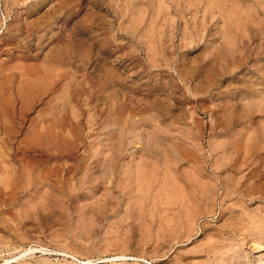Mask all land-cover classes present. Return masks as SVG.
Here are the masks:
<instances>
[{
    "label": "rangeland",
    "instance_id": "1",
    "mask_svg": "<svg viewBox=\"0 0 264 264\" xmlns=\"http://www.w3.org/2000/svg\"><path fill=\"white\" fill-rule=\"evenodd\" d=\"M141 1L0 0V264H264V0Z\"/></svg>",
    "mask_w": 264,
    "mask_h": 264
},
{
    "label": "bare ground",
    "instance_id": "2",
    "mask_svg": "<svg viewBox=\"0 0 264 264\" xmlns=\"http://www.w3.org/2000/svg\"><path fill=\"white\" fill-rule=\"evenodd\" d=\"M134 1H135V0H134ZM139 1H140V0H138V2H139ZM149 1H150V0H149ZM166 1H167V0H166ZM168 1H169V0H168ZM179 1H180V0H179ZM201 1H202V0H201ZM141 2H144V1L142 0ZM159 2H160V0H159ZM177 2H178V0H177ZM192 2H193V1H192ZM199 2H200V1H199ZM185 3H186V2H185ZM200 3H202V2H200ZM203 3H204V2H203ZM206 3H207V2H206ZM135 4H136V2H135ZM196 4H197V3H196ZM196 4H195V5H196ZM200 5H202V4H200ZM200 5H198V6H200ZM205 5H206V4H205ZM185 6H186V5H185ZM192 6H193V5H192ZM190 8L192 9L191 6H190ZM199 8H200V7H199ZM210 8H211V7H210ZM180 9H181V8H180ZM194 9H195V8H194ZM154 10H155V9H154ZM158 10H159V9H158ZM196 10H197V9H196ZM200 10H201V9H200ZM208 10H209V9H208ZM236 10H237V9H236ZM179 11H180V10H179ZM183 11H184V10H183ZM232 11H233V10H232ZM176 12H177V11H176ZM181 12H182V11H181ZM168 13H169V12H168ZM182 13H183V12H182ZM192 13H193V12H192ZM219 13H220V11H219ZM178 14H179V13H178ZM180 14H181V13H180ZM197 14H198V13H197ZM224 15H225V14H224ZM182 16H183V15H181V17H182ZM229 17H230V16H229ZM163 19H164V18H163ZM223 19H224V18H223ZM203 20H204V19H203ZM203 20H202V21H203ZM92 22H93V21H92ZM99 22H100V21H99ZM221 22H222V21H221ZM203 23H204V22H203ZM225 23H226V22H225ZM102 24H103V23H102ZM163 24H164V23H163ZM219 24H220V23H219ZM230 25H231V24H230ZM197 26H198V25H197ZM219 26H220V25H219ZM221 27H222V26H221ZM223 29H224V28H223ZM226 29H227V28H226ZM83 32H84V31H83ZM166 32H167V31H166ZM168 32H169V30H168ZM226 32H227V31H226ZM226 32H225V33H226ZM232 32H233V31H232ZM84 33H85V32H84ZM79 34H80V33H79ZM229 34H230V33H229ZM171 35H172V33H171ZM91 36H92V35H91ZM165 36H166V35H165ZM191 36H192V35H191ZM225 36H226V35H225ZM229 36H232V35H229ZM233 36H234V35H233ZM93 37H94V36H93ZM96 37H98V36H96ZM192 37H193V36H192ZM109 38H110V37H109ZM159 38H160V37H159ZM231 38H232V37H231ZM234 38H235V37H234ZM95 39H96V38H95ZM97 39H100V38H97ZM97 39H96V40H97ZM101 39L103 40V38H101ZM106 39H108V36L106 37ZM115 39H116V38H115ZM226 39H227V38H226ZM76 40H77V39H76ZM92 40H93V39H92ZM102 40H101V41H102ZM112 40H113V39H112ZM84 41H85V40H84ZM103 41H104V40H103ZM110 41H111V40H110ZM113 41H114V40H113ZM167 41H169V40H167ZM172 41H173V40H172ZM98 42H100V40H99ZM105 42H106V41H105ZM105 42H103L104 45H105ZM194 42H195V41H194ZM232 42H233V41H232ZM232 42H231V43H232ZM96 43H97V42H96ZM114 43H115V42H114ZM173 43H174V42H173ZM83 44H84V43H83ZM99 44H100V43H99ZM108 44H109V43H108ZM111 44H113V43H110V45H111ZM117 44H118V43H117ZM229 44H230V43H229ZM236 44H237V43H236ZM124 45H125V44H124ZM173 45H174V44H173ZM106 46H107V44H106ZM108 46H109V45H108ZM111 46H112V45H111ZM113 46H114V45H113ZM113 46H112V47H113ZM120 46H121V45H120ZM175 46H176V45H175ZM215 46H216V45H215ZM232 46H233V45H232ZM97 48H98V47H97ZM99 48H100V47H99ZM103 48H105V47H103ZM171 48H172V46H171ZM92 49H93V48H92ZM106 49H107V48H106ZM115 49H117V47H116ZM168 49H169V48H168ZM101 50H102V49H101ZM107 50H108V49H107ZM147 50H148V49H147ZM89 51H90V50H89ZM104 51H105V50H104ZM104 51H103V52H104ZM113 51H114V50H113ZM113 51H112V52H113ZM80 52H81V51H80ZM82 52H83V51H82ZM94 52H95V51H94ZM105 52H106V51H105ZM112 52H110V53H112ZM68 53H69V52H68ZM68 53H67V54H68ZM96 53H97V52H96ZM99 53H100V52H99ZM101 53H102V52H101ZM106 53H107V52H106ZM114 53H115V52H113L112 54H114ZM97 54H98V53H97ZM104 54H105V53H104ZM147 54H148V53H147ZM63 55H64V54H63ZM93 55H94V54H93ZM132 55H133V54H132ZM137 55H138V54H137ZM84 56H85V55H84ZM84 56H83V57H84ZM139 56H140V55H139ZM150 56H151V53H150ZM57 57H58V55H57ZM126 57H127V55H126ZM132 57H133V56H132ZM152 57H157V56H152ZM66 58H67V57H66ZM75 58H76V57H75ZM85 58H86V57H85ZM107 58H108V57H107ZM121 58H122V57H121ZM138 58H139V57H138ZM164 58H165V57H163V59H164ZM77 59H78V58H77ZM89 59H90V58H89ZM89 59H87V60H89ZM92 59H94V57H93ZM102 59H103V58H102ZM105 59H106V58H105ZM122 59H123V58H122ZM149 59H150V57H149ZM152 59H153V58H152ZM158 59H159V58H158ZM158 59H157V60H158ZM69 60H70V59H69ZM80 60H81V59H80ZM83 60H85V59H83ZM100 60H101V59H100ZM135 60H136V59H135ZM139 60H140V59H139ZM150 60H151V59H150ZM159 60H160V59H159ZM67 61H68V60H67ZM70 61H71V60H70ZM73 61H75V59H73ZM78 61H79V60H78ZM89 61H91V60H89ZM120 61H121V60H120ZM123 61H124V60H123ZM137 61H138V60H137ZM144 61H145V60H144ZM166 61H167V60H166ZM71 62H72V61H71ZM84 62H85V61H84ZM87 62H88V61H87ZM91 62H92V61H91ZM125 62H126V61H125ZM133 62H134V61H133ZM146 62H148V61H146ZM150 62H153V61H150ZM169 62H170V61H169ZM74 63H75V62H74ZM81 63H82V62H81ZM88 63H89V62H88ZM121 63H122V62H121ZM131 63H132V62H131ZM143 63H145V62H143ZM154 63H155V62H154ZM170 63H171V62H170ZM93 64H94V63H93ZM114 64H115V63H114ZM124 64H125V63H124ZM129 64H130V63H129ZM129 64H128V65H129ZM145 64H146V63H145ZM145 64H144V66H145ZM160 64H162V63H160ZM180 64H181V63H180ZM77 65H78V64H77ZM83 65H84V64H83ZM96 65H97V64H96ZM125 65H126V64H125ZM158 65H159V64H158ZM174 65H175V64H174ZM174 65H173V66L170 65V66L174 67ZM184 65H185V64H184ZM104 66H105V65H104ZM115 66L117 67V65H115ZM130 66H131V65H130ZM134 66H135V65H134ZM138 66H139V65H138ZM111 67H112V66H111ZM111 67H110V68H111ZM131 67H132V66H131ZM139 67H140V66H139ZM148 67H149V66H148ZM151 67H152V66H151ZM172 67H171V68H172ZM127 68H128V67H127ZM142 68H143V66H142ZM149 68H150V67H149ZM163 68H164V67H163ZM169 68H170V67H169ZM113 69H114V68H113ZM153 69H154V68H153ZM181 69H182V68H181ZM100 70H101V69H100ZM102 70H103V69H102ZM139 70H140V69H139ZM164 70H165V69H164ZM179 70H180V69H179ZM104 71H105V70H104ZM117 71H118V70H117ZM117 71H116V72H117ZM142 71H143V70H142ZM142 71H141V74H140V75H142ZM185 71H186V70H185ZM99 72H100V71H99ZM108 72H109V69H108ZM138 72H139V71H138ZM183 72H184V71H183ZM111 73H112V72H111ZM111 73H110V75H112ZM148 73H150V72H148ZM108 74H109V73H108ZM116 74H118V73H116ZM116 74H115V75H116ZM138 74H139V73H138ZM150 74H151V73H150ZM118 75H119V74H118ZM108 76H109V75H108ZM113 76H114V75H113ZM119 77H120V76H119ZM171 77H172V76H171ZM178 77H179V76H178ZM116 78H117V76H116ZM149 78H150V77H149ZM190 79H191V78H190ZM109 80H110V79H109ZM114 80H115V79H114ZM182 80H183V79H182ZM150 81H151V80H150ZM174 81H175V80H174ZM174 81L172 80L173 83H175ZM178 81H179V80H178ZM151 82H152V81H151ZM151 82L148 83V84H151ZM168 82H169V81H168ZM114 83H115V82H114ZM161 83H162V82H161ZM177 83H178V82H177ZM83 84H84V83H83ZM115 84H116V83H115ZM118 84H120V83H118ZM156 84H157V83H156ZM159 84H160V83H159ZM141 85H142V84H140V86H141ZM163 85H164V84H163ZM163 85H162V86H163ZM117 86H118V85H117ZM154 86H155V85H154ZM81 87H82V85H81ZM121 87H122V86H121ZM152 87H153V86H152ZM152 87H151V88H152ZM195 87H196V86H195ZM86 88H87V87H86ZM109 88H110V87H109ZM160 88H161V87H160ZM162 88H163V87H162ZM162 88H161V89H162ZM164 88H165V87H164ZM178 88H179V87H178ZM87 89H88V88H87ZM107 89H108V88H107ZM153 89H155V88H153ZM156 89H158V88H156ZM119 90H120V89H119ZM150 90H151V89H150ZM159 90H160V89H159ZM167 91H168V90H167ZM149 92H150V91H149ZM102 93H103V92H102ZM157 93H158V92H157ZM162 94H163V93H162ZM162 94L160 93L159 95H162ZM165 94H167V93H165ZM106 96H107V95H106ZM106 100H107V99H106ZM159 101H160V100H159ZM115 103H116V101H115ZM153 104H154V103H153ZM147 105H148V104H147ZM155 106H156V105H155ZM138 107H140V105H139ZM143 110H144V109H143ZM148 110H149V109H148ZM123 111H124V110H123ZM146 112H147V111H146ZM115 113H116V110H115ZM137 113H139V111H138ZM113 114H114V113H113ZM103 115H104V114H103ZM108 115H109V114H108ZM130 115H131V114H130ZM114 116H115V115H114ZM116 117H117V116H116ZM108 118H109V117H108ZM138 122H140V121H138ZM141 122H142V121H141ZM143 122H145V121H143ZM142 124H143V123H142ZM142 124H141V125H142ZM93 126H94V125H93ZM98 126H99V125H98ZM144 126H145V125H144ZM51 127H52V126H51ZM51 127H50V128H51ZM138 128H139V126H138ZM51 129H52V128H51ZM51 129H50V130H51ZM139 129H140V128H139ZM141 131H144V130H141ZM109 132H110V131H109ZM44 133H45V131H44ZM101 136H102V135H101ZM124 136H125V135H124ZM104 137H105V136H104ZM99 138H100V137H99ZM87 139H88V138H87ZM124 139H125V138H124ZM122 144H123V143H122ZM132 144H133V143H132ZM135 144H137V143H135ZM145 151H146V150H145ZM152 151H153V150H152ZM109 153H110V152H109ZM134 153H135V152H134ZM99 154H100V153H99ZM156 155H157V154H156ZM146 156L148 157L149 154L146 155ZM151 156H152V155H151ZM151 156H149V157H151ZM23 160H24V159H23ZM103 160H104V159H103ZM40 161H41V160H40ZM99 161H100V160H99ZM34 162H35V161H34ZM108 164H109V163H108ZM115 165L117 166V164H115ZM97 166H98V165H97ZM106 167H107V166H106ZM95 168H96V167H95ZM102 169H103V168H102ZM107 169H108V168H107ZM111 169H112V168H111ZM16 170H17V169H16ZM21 170H22V169H21ZM43 170H45V169H43ZM105 170H106V169H105ZM13 171H15V170H13ZM18 171H19V170H17V172L15 171V172L18 173ZM41 171H42V170H41ZM49 171H50V170H49ZM49 171H48V172H49ZM90 171H91V170H90ZM109 171H110V170H109ZM111 171H112V170H111ZM21 172H22V174H26V175L29 174V172H26V171L24 172V170H22ZM21 172H20V173H21ZM11 173H12V172H11ZM11 173H10V174H11ZM45 173H46V172H45ZM41 175H42V174H41ZM41 175H40V172L37 174V176H41ZM43 175H44V174H43ZM105 175H106V174H105ZM109 175H110V174H109ZM148 175H149V174H148ZM35 176H36V175H35ZM23 177H24V176H23ZM31 177H32V176H31ZM44 177H45V175H44ZM98 177H99V176H98ZM22 179H23V178H22ZM14 180H15V179H14ZM20 180H21V179H20ZM23 180H24V179H23ZM38 181H39V180H38ZM16 182H17V181H16ZM35 183H36V182H35ZM40 187H41V186H40ZM27 188H29V187H27ZM21 190H22V189H21ZM9 193H10V192H9ZM39 193H40V192H39ZM39 195H40V194H39ZM13 197H14V196H13ZM14 199H15V198H14ZM14 199H13V200H14ZM36 199H37V198H36ZM245 241H246V240H245ZM30 250H32V249H30ZM27 251H28V250H27ZM21 253H22V252H21ZM121 256H122V255H121ZM9 259H10V258H9ZM88 261H89V260H88Z\"/></svg>",
    "mask_w": 264,
    "mask_h": 264
}]
</instances>
